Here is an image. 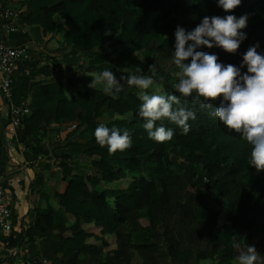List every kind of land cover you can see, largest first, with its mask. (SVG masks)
<instances>
[{
    "label": "trees",
    "instance_id": "1",
    "mask_svg": "<svg viewBox=\"0 0 264 264\" xmlns=\"http://www.w3.org/2000/svg\"><path fill=\"white\" fill-rule=\"evenodd\" d=\"M13 7L28 19L34 44L48 49L47 67L56 72L33 85L29 113L19 126L25 140L41 135L46 162L31 166L43 183L31 194L30 182L28 193L38 200L33 222L21 224L18 242L28 236L38 242L50 264H237L247 246H255L264 264V171L250 164L252 146L191 98L180 97L197 116L187 134L167 119L157 121L173 130L170 141L149 138L138 114L145 91L180 96L174 90L180 70L173 62L159 65L164 52L175 50L178 26L191 31L205 16L247 15L241 30L246 39L235 54L219 47L197 50L237 67L250 46L259 44L264 54V0H242L228 13L218 0H13ZM152 64L157 76L151 89L125 83L113 98L101 85L88 86L103 70L119 80L138 67V74L151 75ZM19 70L36 68L22 61ZM100 118L108 121L99 123ZM63 122L75 128L60 141ZM100 124L145 137L151 149L138 144V155L110 154L96 142ZM97 162L106 165L105 174ZM107 180L127 185L103 188ZM68 183L79 186L90 207L70 211L62 205L60 186ZM243 223L256 226L248 230ZM81 235L84 241L77 239Z\"/></svg>",
    "mask_w": 264,
    "mask_h": 264
},
{
    "label": "clouds",
    "instance_id": "2",
    "mask_svg": "<svg viewBox=\"0 0 264 264\" xmlns=\"http://www.w3.org/2000/svg\"><path fill=\"white\" fill-rule=\"evenodd\" d=\"M242 0H218V6L226 13L240 6ZM248 16L235 15L205 16L193 30L186 31L177 27L175 31V50L173 63L180 70L174 75L178 83L174 90L180 94H148L145 91L140 99L139 116L145 121L143 128L149 138L157 142L170 141L174 132L157 121L167 119L179 126L185 134L190 130V120L197 118L196 112L182 103L181 98H191L193 105L209 110V115L216 117L229 130L241 135L252 146L250 164L257 171H264V54L258 53L259 44L250 46L243 55L240 67L219 62L216 54L198 51L201 47L209 49L222 48L225 52L235 54L241 42L246 39L242 29L247 26ZM190 60V62H188ZM247 71L242 73L241 68ZM142 69L136 73L121 76L118 80L110 70L97 73L88 85L96 88L101 85L106 94L113 98L124 91L125 83L142 90L150 89L157 76L156 66H149L151 75H141ZM123 82V83H122ZM213 102L216 107L213 109ZM96 142L115 154L132 146L131 134L128 129L109 128L100 124L94 131ZM233 246L239 247L235 243ZM237 264H261L260 254L255 246H247L245 252L237 257Z\"/></svg>",
    "mask_w": 264,
    "mask_h": 264
},
{
    "label": "crops",
    "instance_id": "3",
    "mask_svg": "<svg viewBox=\"0 0 264 264\" xmlns=\"http://www.w3.org/2000/svg\"><path fill=\"white\" fill-rule=\"evenodd\" d=\"M5 7H13V0H0ZM17 4V2H16ZM18 5V4H17ZM15 9V8H14ZM17 10V8H16ZM19 11V10H17ZM21 13V11H19ZM7 21L0 15V39H6L7 43L14 47L24 46L28 49L29 58L25 62L36 68L35 71H18L20 62L12 75L11 101L15 105L24 102L28 103L29 93L36 82L45 80L56 72L47 67L48 61L52 59L48 49L39 47L34 44V41L29 33V21L26 18H21L18 21V27L13 33H6L4 28ZM50 57V58H49ZM9 115L7 109H4L3 97L0 94V174L3 177L5 188L12 198V223L13 233L10 238L9 252L7 253V264L12 260L11 264H42L40 262L43 256L41 255V247L38 242L33 241L29 236L22 242H18V234L21 232L22 223H31L34 220V215L31 209L35 207L38 200L37 195L28 193L30 182H33L34 188L40 189L43 183L42 176H36L31 167L33 164H41L46 162V153H42L43 139L41 135L34 136L31 139L25 140L21 137V131L17 128L13 133L8 132ZM59 140H67L74 132L75 123L63 122ZM4 154L7 159L5 161ZM20 180L24 181V189H21ZM73 191L70 193V191ZM32 201V203L29 202ZM62 205L70 211L80 210L85 207H90L88 201L83 199L79 186L74 183L65 185V191L61 197ZM80 199L78 202L75 201ZM77 207V208H76Z\"/></svg>",
    "mask_w": 264,
    "mask_h": 264
},
{
    "label": "built area",
    "instance_id": "4",
    "mask_svg": "<svg viewBox=\"0 0 264 264\" xmlns=\"http://www.w3.org/2000/svg\"><path fill=\"white\" fill-rule=\"evenodd\" d=\"M18 10V9H17ZM14 8L5 7L0 1V15L7 24L4 28L6 33H13L17 29L20 12ZM28 49L24 46L14 47L7 43L6 39H0V94L3 97L4 109L9 115L8 132L13 133L21 125L25 115L29 113L27 104L24 102L15 105L11 101L12 75L19 62L27 61ZM12 198L3 184L0 174V264H7L10 238L13 233L12 223ZM42 264H50L47 259H41Z\"/></svg>",
    "mask_w": 264,
    "mask_h": 264
},
{
    "label": "rangeland",
    "instance_id": "5",
    "mask_svg": "<svg viewBox=\"0 0 264 264\" xmlns=\"http://www.w3.org/2000/svg\"><path fill=\"white\" fill-rule=\"evenodd\" d=\"M112 33V32H111ZM50 58V57H49ZM173 62V52L172 51H166V52H164L161 56H160V58H159V65L160 66H164V67H169L170 65H171V63ZM151 89V88H150ZM155 91H156V94H162V91H160L159 90V88H153L152 90H151V93L150 94H155ZM108 121V119H106V118H100V119H98V122L99 123H106ZM132 139V146L130 147V148H128V149H126V150H124L123 151V153L125 152V151H131V155H135V154H139L140 152H142V151H139V150H142V149H151V146H152V144L149 142V140L147 139V138H145V137H142V136H136L135 138H131ZM140 142H142V143H140ZM138 144H144V146H143V148L140 146V148H142V149H139L138 148ZM133 150H135V151H133ZM105 156V155H104ZM96 166L99 168V170H101L104 174L106 173V165H104L103 163H96ZM108 181V180H107ZM109 183H103L101 186L103 187V188H119V187H121V188H124V187H126V185H127V182L126 181H124V182H118V183H115V182H113V181H108ZM75 185V184H74ZM60 188L62 189V191L61 192H64L65 191V185L64 186H60ZM60 189V190H61ZM73 191L71 190L70 191V193H72ZM80 199H78V200H76L75 199V201L76 202H78ZM264 205V204H263ZM77 208V207H76ZM238 223V222H237ZM240 226L242 227V228H245V229H248V230H250V229H253L256 225L255 224H253V223H243V224H240ZM77 239L79 240V241H84L85 239H86V237L85 236H83V235H81V236H78L77 237ZM201 264H209V263H207V262H202Z\"/></svg>",
    "mask_w": 264,
    "mask_h": 264
}]
</instances>
